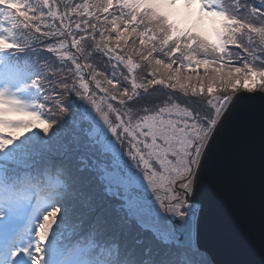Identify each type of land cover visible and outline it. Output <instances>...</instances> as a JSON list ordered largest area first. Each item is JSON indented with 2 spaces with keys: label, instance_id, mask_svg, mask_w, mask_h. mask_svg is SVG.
I'll use <instances>...</instances> for the list:
<instances>
[{
  "label": "snow or ice",
  "instance_id": "1",
  "mask_svg": "<svg viewBox=\"0 0 264 264\" xmlns=\"http://www.w3.org/2000/svg\"><path fill=\"white\" fill-rule=\"evenodd\" d=\"M244 93H264V0H0V264H208L205 176L246 225L258 182L264 245V116L218 144Z\"/></svg>",
  "mask_w": 264,
  "mask_h": 264
},
{
  "label": "water",
  "instance_id": "2",
  "mask_svg": "<svg viewBox=\"0 0 264 264\" xmlns=\"http://www.w3.org/2000/svg\"><path fill=\"white\" fill-rule=\"evenodd\" d=\"M243 95L255 98L242 100L235 107L225 122L218 144L225 142L242 118H247L251 132L258 139L264 116V99L261 98L264 93ZM189 199L203 208L199 218V244L206 250L211 264H264L258 182L248 225L231 216L227 202L207 176L201 178L195 198Z\"/></svg>",
  "mask_w": 264,
  "mask_h": 264
},
{
  "label": "trees",
  "instance_id": "3",
  "mask_svg": "<svg viewBox=\"0 0 264 264\" xmlns=\"http://www.w3.org/2000/svg\"><path fill=\"white\" fill-rule=\"evenodd\" d=\"M32 2H35V0H32ZM82 2V0H81ZM50 22V21H49ZM43 55L48 56L50 55L49 53H43ZM156 87H160V86H156ZM45 114L47 115V110L45 111ZM53 119H61L62 117L59 116V114H57L55 117H50ZM33 131H37V130H33ZM31 133H27V135H30ZM42 135V133H41ZM109 138L115 140L114 137H111V134L109 133ZM118 147L120 148L121 145L118 144ZM124 161L126 162V154H124L123 156ZM104 215L109 219L110 223H113L114 227L118 228V223L113 220V215H108L107 212L103 211L102 209H100ZM81 221H83V223H81ZM89 221L87 219H85L83 216H73L72 218H70L65 226L63 227L62 231H61V240L63 243L67 244L69 247H75L77 242H79V245L81 247H83V245L86 243L85 241H80V237L81 236H87L88 232H89V227H88ZM131 232H127V235L125 234V236L121 235L119 237V242L120 243H124L127 242L128 244H132L134 243V240L136 238L137 235V230L135 228L130 229ZM96 240L104 243L105 245H110L112 243L117 242V240L114 238V234L112 233H105V232H101L99 230H97V234H96ZM208 264H210L208 258L206 257Z\"/></svg>",
  "mask_w": 264,
  "mask_h": 264
},
{
  "label": "rangeland",
  "instance_id": "4",
  "mask_svg": "<svg viewBox=\"0 0 264 264\" xmlns=\"http://www.w3.org/2000/svg\"><path fill=\"white\" fill-rule=\"evenodd\" d=\"M118 144L119 143L116 144V147L117 148H119L118 147ZM126 163L131 167V169H132L133 172H136V173L140 174L141 175V179H142V173L139 172V169L136 168L135 164L129 159V157L127 156V154H126ZM144 187H145V190H146V195L149 197V199H152L153 197H152L151 190L147 188L146 182H144ZM193 206H195L197 208H201V205L200 204H197V203L196 204L193 203ZM101 209L103 211L107 212L108 215H113L111 213V209L108 208L107 206H103ZM22 225H23V222H21V225L20 226H22ZM127 232H131V230H128ZM121 235L125 236V234H121ZM126 235H127V233H126Z\"/></svg>",
  "mask_w": 264,
  "mask_h": 264
}]
</instances>
